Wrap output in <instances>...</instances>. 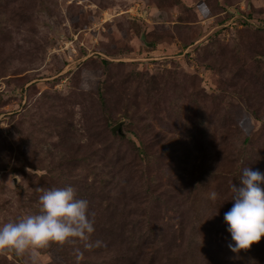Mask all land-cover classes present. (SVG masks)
Returning a JSON list of instances; mask_svg holds the SVG:
<instances>
[{
    "label": "rangeland",
    "instance_id": "obj_1",
    "mask_svg": "<svg viewBox=\"0 0 264 264\" xmlns=\"http://www.w3.org/2000/svg\"><path fill=\"white\" fill-rule=\"evenodd\" d=\"M245 166L264 171V0H0V223L66 185L93 213L38 264H264V234L228 247Z\"/></svg>",
    "mask_w": 264,
    "mask_h": 264
},
{
    "label": "clouds",
    "instance_id": "obj_2",
    "mask_svg": "<svg viewBox=\"0 0 264 264\" xmlns=\"http://www.w3.org/2000/svg\"><path fill=\"white\" fill-rule=\"evenodd\" d=\"M239 180V185H231L233 203L223 214L233 252L248 248L264 234V171L245 166ZM216 197L215 191L209 193L210 199ZM39 201L38 212L0 223V249L26 254L25 264H38L39 250L50 242L86 239L94 231L88 201L76 197L73 186L44 190Z\"/></svg>",
    "mask_w": 264,
    "mask_h": 264
},
{
    "label": "trees",
    "instance_id": "obj_3",
    "mask_svg": "<svg viewBox=\"0 0 264 264\" xmlns=\"http://www.w3.org/2000/svg\"><path fill=\"white\" fill-rule=\"evenodd\" d=\"M246 20H247L246 17L245 18L244 17L240 18V21H242V22H246Z\"/></svg>",
    "mask_w": 264,
    "mask_h": 264
},
{
    "label": "water",
    "instance_id": "obj_4",
    "mask_svg": "<svg viewBox=\"0 0 264 264\" xmlns=\"http://www.w3.org/2000/svg\"><path fill=\"white\" fill-rule=\"evenodd\" d=\"M14 182H16V178L14 179Z\"/></svg>",
    "mask_w": 264,
    "mask_h": 264
}]
</instances>
